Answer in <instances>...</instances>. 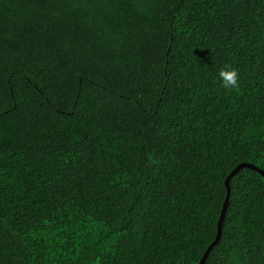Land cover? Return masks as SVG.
Segmentation results:
<instances>
[{
  "label": "trees",
  "instance_id": "1",
  "mask_svg": "<svg viewBox=\"0 0 264 264\" xmlns=\"http://www.w3.org/2000/svg\"><path fill=\"white\" fill-rule=\"evenodd\" d=\"M242 162L264 0H0V264H199ZM230 184L204 264H264V176Z\"/></svg>",
  "mask_w": 264,
  "mask_h": 264
},
{
  "label": "water",
  "instance_id": "2",
  "mask_svg": "<svg viewBox=\"0 0 264 264\" xmlns=\"http://www.w3.org/2000/svg\"><path fill=\"white\" fill-rule=\"evenodd\" d=\"M244 167H249L252 169H255L257 171H259L263 176H264V169L252 164V163H248V162H242L240 164H238L233 171L227 176L226 178V187H227V195H226V199H225V203L223 205V209H222V213L219 219V223H218V231H217V236L216 239L214 240V242L208 247V249L205 251L201 261L199 262V264H204L210 251L214 248V246L219 242L221 235H222V230H223V223H224V219L226 216V212L229 206V201H230V194H231V179L233 178V176L241 169Z\"/></svg>",
  "mask_w": 264,
  "mask_h": 264
},
{
  "label": "clouds",
  "instance_id": "3",
  "mask_svg": "<svg viewBox=\"0 0 264 264\" xmlns=\"http://www.w3.org/2000/svg\"><path fill=\"white\" fill-rule=\"evenodd\" d=\"M219 75L223 80V84L225 88L234 89L238 87L239 74L237 70L235 69L230 71L221 70Z\"/></svg>",
  "mask_w": 264,
  "mask_h": 264
}]
</instances>
